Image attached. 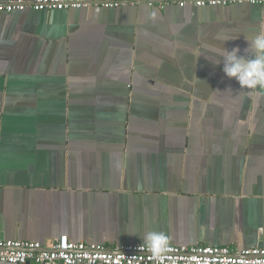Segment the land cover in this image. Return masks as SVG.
Returning <instances> with one entry per match:
<instances>
[{
  "label": "crops",
  "instance_id": "1",
  "mask_svg": "<svg viewBox=\"0 0 264 264\" xmlns=\"http://www.w3.org/2000/svg\"><path fill=\"white\" fill-rule=\"evenodd\" d=\"M160 4L0 12V240L264 247V4Z\"/></svg>",
  "mask_w": 264,
  "mask_h": 264
},
{
  "label": "built area",
  "instance_id": "2",
  "mask_svg": "<svg viewBox=\"0 0 264 264\" xmlns=\"http://www.w3.org/2000/svg\"><path fill=\"white\" fill-rule=\"evenodd\" d=\"M264 0H7L0 2V12L33 10H68L99 5L118 7L124 4L154 2L174 3L179 7L188 2L205 5H228ZM0 262L11 264H264V247L254 246L232 250L225 246L169 245L164 253L154 254L145 244L118 245L113 248L98 243L73 241L67 235L42 243L18 239L0 240Z\"/></svg>",
  "mask_w": 264,
  "mask_h": 264
},
{
  "label": "clouds",
  "instance_id": "3",
  "mask_svg": "<svg viewBox=\"0 0 264 264\" xmlns=\"http://www.w3.org/2000/svg\"><path fill=\"white\" fill-rule=\"evenodd\" d=\"M239 39V38H237ZM247 44L243 50L236 46L231 50L222 49L223 55L219 62L223 64V73L229 79H235L240 88L256 89L264 93V32H257L255 35L244 38ZM228 40H223V42ZM130 235H136L130 232ZM142 243L147 245L154 254L165 252L170 243V238L164 232L149 230L139 233Z\"/></svg>",
  "mask_w": 264,
  "mask_h": 264
},
{
  "label": "water",
  "instance_id": "4",
  "mask_svg": "<svg viewBox=\"0 0 264 264\" xmlns=\"http://www.w3.org/2000/svg\"><path fill=\"white\" fill-rule=\"evenodd\" d=\"M33 264H37V263H33Z\"/></svg>",
  "mask_w": 264,
  "mask_h": 264
}]
</instances>
